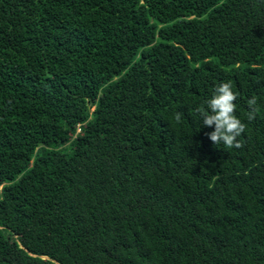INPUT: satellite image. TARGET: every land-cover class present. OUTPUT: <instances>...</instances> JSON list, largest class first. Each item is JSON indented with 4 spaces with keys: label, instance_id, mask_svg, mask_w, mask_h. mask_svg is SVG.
I'll return each mask as SVG.
<instances>
[{
    "label": "trees",
    "instance_id": "1",
    "mask_svg": "<svg viewBox=\"0 0 264 264\" xmlns=\"http://www.w3.org/2000/svg\"><path fill=\"white\" fill-rule=\"evenodd\" d=\"M0 264H264V0H0Z\"/></svg>",
    "mask_w": 264,
    "mask_h": 264
},
{
    "label": "clouds",
    "instance_id": "2",
    "mask_svg": "<svg viewBox=\"0 0 264 264\" xmlns=\"http://www.w3.org/2000/svg\"><path fill=\"white\" fill-rule=\"evenodd\" d=\"M194 55H191L189 52L184 54V59L180 64L182 71L178 75L180 82H186L183 85L189 88H193V74L200 73V70H203V62L204 67H206L207 61L206 55L204 60L194 58L191 61ZM237 96L238 93L233 90L231 82H222L217 85L212 97L206 101V107L197 108L203 125H215V130L207 133L215 145L223 144L226 148L243 147V142L238 137L245 132L246 124L235 114L237 106L234 101H236ZM247 104L250 109L247 113V119L252 121L259 112L256 97L250 98ZM175 119L179 122L181 114L177 113Z\"/></svg>",
    "mask_w": 264,
    "mask_h": 264
}]
</instances>
